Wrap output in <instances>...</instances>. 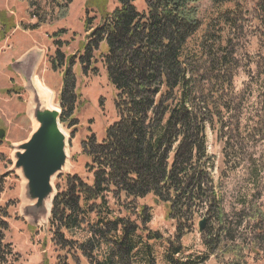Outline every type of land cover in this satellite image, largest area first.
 <instances>
[{"label": "trees", "instance_id": "obj_1", "mask_svg": "<svg viewBox=\"0 0 264 264\" xmlns=\"http://www.w3.org/2000/svg\"><path fill=\"white\" fill-rule=\"evenodd\" d=\"M18 1L26 3L28 17L36 21L21 28L32 32L66 20L73 0ZM113 1L110 11L109 0L85 3V41L76 58L63 51L69 43L60 39L65 29L48 37L54 52L46 62L51 73L61 74L59 123L73 122L78 105L74 66L88 76L96 72L97 59L115 92L117 117L101 142L91 136L81 144L90 161L86 173L91 183L75 174L56 186L48 220L51 243L59 253L71 259L78 254L86 264H155L151 244L164 241L165 263L182 264L176 260L184 252L182 239L202 214L206 226L199 236L205 257L218 259L228 243L238 240L242 226L253 223V232L264 235L263 210L243 206L236 222H229L211 175L205 134L213 122L222 126L223 116L232 113L228 97L235 67L229 36L249 12L240 0H211L232 8L219 12L191 47L202 24L199 0H143L141 11L135 0ZM251 17L264 28V0H254ZM14 30L13 17L0 11V42ZM148 196L166 206L167 219L175 222L171 238L162 240L148 228L151 216L145 207H131ZM8 219V208L1 209L0 264L18 258L7 241ZM241 244L249 245L246 240Z\"/></svg>", "mask_w": 264, "mask_h": 264}, {"label": "rangeland", "instance_id": "obj_2", "mask_svg": "<svg viewBox=\"0 0 264 264\" xmlns=\"http://www.w3.org/2000/svg\"><path fill=\"white\" fill-rule=\"evenodd\" d=\"M87 1L73 0L66 20L51 26L44 25L31 32L21 28L22 24L28 26L36 22L28 17L26 3L0 0V11L5 10L13 17L17 29L0 42V130L4 131L3 139L0 140V210L8 208L10 231L6 237L13 251L18 254L14 264H86L78 254L75 259H71L65 252L59 253L53 247L48 220L33 223L23 218L22 208L29 203L23 193L25 182L20 173L13 170V154L16 147L25 142L35 129L26 112L30 95L28 84L20 69L22 65L17 64L28 60L33 65L29 70L30 75L34 74L40 85L50 93L51 107L60 111L57 95L61 74L51 73L46 62L47 57L54 52L48 37L53 32L65 29L66 34L61 35L60 39L69 43L63 51L66 57L76 58L85 41L82 24L85 22L84 7ZM240 1L242 8L249 13H245L239 24L240 29L229 36V49L235 67L233 93L228 97L232 99L229 100L232 113L223 116L222 126L213 122L205 131L207 155L213 164L211 175L217 192L223 196L224 209L231 224L236 222L243 206L264 212V28L251 17L254 0ZM109 2L110 11L116 5L113 0ZM135 6L143 10V0H135ZM196 6L202 24L191 40V47L198 45L210 21L219 12L232 8L230 5L215 6L211 0H199ZM91 16L88 15L89 18ZM104 48L101 50L105 51ZM94 67L96 72L88 76L80 73L78 64L73 68L78 105L72 115L73 122L69 125L59 124L66 138L67 163L63 173L52 181L55 191L57 185L62 187L65 176L80 174L81 179L91 183L86 173L90 161L82 155L81 144L91 136L101 142L107 127L117 119L114 110L115 92L108 84L98 59ZM109 200L112 203L110 197ZM131 207L137 210L145 207L148 210L151 216L148 228L160 233L162 240L173 236L175 222L167 219L166 206L158 203L153 196L134 201ZM201 216L195 217L192 233L182 239L184 252L176 260L182 264H264V235L255 230L253 232V223H250V227L242 226L236 232L238 240L228 243V247L218 254V259L205 257L198 225L202 220L206 224V218ZM242 240H246L249 245L243 246ZM151 245L155 264H166L164 241ZM227 250H231V253L225 254Z\"/></svg>", "mask_w": 264, "mask_h": 264}, {"label": "water", "instance_id": "obj_3", "mask_svg": "<svg viewBox=\"0 0 264 264\" xmlns=\"http://www.w3.org/2000/svg\"><path fill=\"white\" fill-rule=\"evenodd\" d=\"M17 65H22L19 68L28 84V91L33 96L31 116H27L35 129L25 142L16 147L13 154V170L18 171L25 182L23 193L29 205L22 208L23 218L33 223H41L42 219L47 221L50 217L56 195L52 181L61 175L66 167L67 144L59 128L60 111L48 107V104L42 102L37 93L32 91L31 84L35 75H30L29 70L33 65L28 60ZM3 136L4 131L0 130V140ZM204 226L205 220H202L198 225L199 232L204 230Z\"/></svg>", "mask_w": 264, "mask_h": 264}, {"label": "bare ground", "instance_id": "obj_4", "mask_svg": "<svg viewBox=\"0 0 264 264\" xmlns=\"http://www.w3.org/2000/svg\"><path fill=\"white\" fill-rule=\"evenodd\" d=\"M31 88H32V91L36 92L37 93V96L39 97V99L42 101V102H46L48 104V107L51 106L50 105V100H51V95L50 93L48 92L47 89H44L40 83H39V80L38 78H34L33 79V83L31 84ZM32 102H33V96H32V93L31 95H29V103H28V106H27V115L30 117L31 116V109H32Z\"/></svg>", "mask_w": 264, "mask_h": 264}, {"label": "crops", "instance_id": "obj_5", "mask_svg": "<svg viewBox=\"0 0 264 264\" xmlns=\"http://www.w3.org/2000/svg\"><path fill=\"white\" fill-rule=\"evenodd\" d=\"M17 30V29H16Z\"/></svg>", "mask_w": 264, "mask_h": 264}]
</instances>
